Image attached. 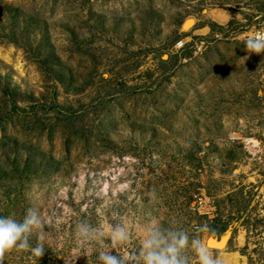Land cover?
Returning <instances> with one entry per match:
<instances>
[{
  "label": "rangeland",
  "instance_id": "374dc122",
  "mask_svg": "<svg viewBox=\"0 0 264 264\" xmlns=\"http://www.w3.org/2000/svg\"><path fill=\"white\" fill-rule=\"evenodd\" d=\"M263 27L258 0H0V216L48 234L0 264L128 259L153 223L264 264ZM81 221L130 239L81 252Z\"/></svg>",
  "mask_w": 264,
  "mask_h": 264
},
{
  "label": "clouds",
  "instance_id": "9594fccd",
  "mask_svg": "<svg viewBox=\"0 0 264 264\" xmlns=\"http://www.w3.org/2000/svg\"><path fill=\"white\" fill-rule=\"evenodd\" d=\"M250 54L264 53V39H250L247 41ZM244 59H247L245 57ZM45 222L39 211L29 208L21 221L12 217L0 216V261L10 250H30L33 255L41 257L45 251L44 242L48 234L44 231ZM107 233L116 242H127L130 233L122 223L105 221L104 228H94L86 221H81L76 226L75 238L79 251H93L103 243ZM200 232L214 235L208 225H201ZM142 240L138 250L129 254L128 259L113 254L114 251H100L97 255L99 264H190L192 257L189 252L195 253L199 264H217L216 259L210 254L209 244L181 228L173 229L159 223L143 227ZM35 236L36 244L30 243Z\"/></svg>",
  "mask_w": 264,
  "mask_h": 264
},
{
  "label": "built area",
  "instance_id": "2783aa9c",
  "mask_svg": "<svg viewBox=\"0 0 264 264\" xmlns=\"http://www.w3.org/2000/svg\"><path fill=\"white\" fill-rule=\"evenodd\" d=\"M258 1L264 3V0H258ZM248 35H250L251 39H264V27L257 31H252Z\"/></svg>",
  "mask_w": 264,
  "mask_h": 264
},
{
  "label": "snow or ice",
  "instance_id": "6c2138e0",
  "mask_svg": "<svg viewBox=\"0 0 264 264\" xmlns=\"http://www.w3.org/2000/svg\"><path fill=\"white\" fill-rule=\"evenodd\" d=\"M210 246H213V245H211V243H210Z\"/></svg>",
  "mask_w": 264,
  "mask_h": 264
}]
</instances>
